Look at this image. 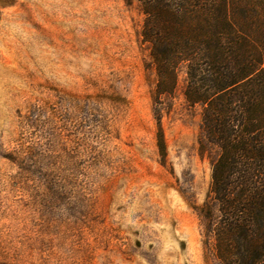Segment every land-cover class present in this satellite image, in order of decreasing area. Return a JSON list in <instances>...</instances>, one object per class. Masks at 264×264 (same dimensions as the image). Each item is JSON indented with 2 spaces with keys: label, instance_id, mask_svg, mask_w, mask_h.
<instances>
[{
  "label": "rangeland",
  "instance_id": "obj_1",
  "mask_svg": "<svg viewBox=\"0 0 264 264\" xmlns=\"http://www.w3.org/2000/svg\"><path fill=\"white\" fill-rule=\"evenodd\" d=\"M138 2L0 0V264H224L203 108L161 106Z\"/></svg>",
  "mask_w": 264,
  "mask_h": 264
},
{
  "label": "trees",
  "instance_id": "obj_2",
  "mask_svg": "<svg viewBox=\"0 0 264 264\" xmlns=\"http://www.w3.org/2000/svg\"><path fill=\"white\" fill-rule=\"evenodd\" d=\"M135 1L156 75L159 147L161 106L175 98L185 68V99L203 108L215 150L217 255L224 264H264V0H126Z\"/></svg>",
  "mask_w": 264,
  "mask_h": 264
}]
</instances>
